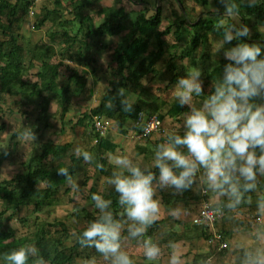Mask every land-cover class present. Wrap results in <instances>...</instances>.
Masks as SVG:
<instances>
[{"label":"clouds","instance_id":"9594fccd","mask_svg":"<svg viewBox=\"0 0 264 264\" xmlns=\"http://www.w3.org/2000/svg\"><path fill=\"white\" fill-rule=\"evenodd\" d=\"M243 2L251 8L259 0ZM224 3L222 16L230 20L211 52L215 56L223 49L228 62L223 65L222 75L213 82V90L204 93L200 67L177 78L173 95L179 105H187V110L153 146L150 162L135 154H110L114 166L106 183L119 194V209L113 207L112 197L102 190L92 193L94 218L85 221L82 230L74 233L81 247L94 248L108 264H136L125 246L133 238L141 245L144 257L149 260L161 257L159 238L145 236L149 227L161 218L160 189L173 193L186 189L211 193L212 200L207 206L223 215L225 210L238 211L252 204V193L264 185V55H261L264 45L240 40L250 34L246 23H236L241 17L240 3L238 0ZM234 39L239 42L225 47ZM119 92L123 109L131 112L138 98L123 87ZM107 106L112 107L111 100ZM18 135L28 143L36 138L30 126L23 125ZM75 154L85 161L95 159L92 151L81 146L75 148ZM96 167L103 168L104 164L96 161ZM155 168L159 169L158 174ZM57 170L73 190L79 189L69 167ZM257 204L264 212V197ZM186 211L175 206L168 209V215L179 218ZM235 231L239 233L240 228L237 226ZM241 241V252L234 264H264V220L255 224L253 233L242 235ZM169 247L173 249L169 264H182L175 244L169 242ZM33 256L36 257L33 264H47L35 244L3 253L0 264H29ZM82 264H100V260L92 255L84 258ZM201 264H211V258L203 259Z\"/></svg>","mask_w":264,"mask_h":264},{"label":"trees","instance_id":"16d2710c","mask_svg":"<svg viewBox=\"0 0 264 264\" xmlns=\"http://www.w3.org/2000/svg\"><path fill=\"white\" fill-rule=\"evenodd\" d=\"M193 1L199 6L207 4L206 0ZM213 1L214 6L220 9L222 0ZM94 2L97 4L98 0H53L52 7L42 6L39 12H31L34 29H40L46 23H49L50 27L47 29V40H41L33 48L26 49L20 43V23L29 15L33 0H0V62L2 63L0 94L22 97L25 100V105L37 107L40 114L44 115L43 117L47 116L50 97L60 107L62 119L66 112L75 105L72 103L74 102L73 98L86 90L88 75H92L96 79L97 74H95L92 64L94 59L91 57L87 59L83 54V50L88 48L87 40L115 35L120 37V42L112 55V60L117 65L115 74L119 77V82L110 83L108 88H105V94L102 95L101 104L89 110L88 113H83L77 119L76 125L82 126L86 121H91L92 124L93 118L104 114L119 120L120 124L121 120L126 118L135 122L139 112H144L146 115L155 114L162 122V115L157 113L158 108L152 109L149 104L140 100L135 103L133 110L128 112L123 109L121 99L115 97L113 93L122 86L142 98L149 99L141 81L145 76L154 73V69L152 62L143 58V55L148 51L150 45L156 49L152 56L154 59L160 57L165 51L171 52L176 48V46L166 47L162 40L170 33V29L159 30L161 7H157L154 14L148 19L145 18V11H143L135 21L130 22L127 20V12L122 7L97 9L98 6L95 5V9L89 10L87 7ZM113 2L116 5L120 4L122 0ZM238 2L242 20L245 17H250L257 24L264 26V0H259L255 7L251 8L247 7L243 0H238ZM98 18H101V22L95 25L94 21ZM204 22V20H199L189 25L190 39L185 46L184 55L195 53L209 32L223 35V27L216 28L212 22H205L207 25ZM179 35L180 29L178 28L173 33L174 39ZM240 40L264 45V34L255 31L252 37L242 36ZM238 42L234 39L230 45L233 46ZM261 55H264V52ZM174 58L175 55L170 53L166 67L167 70L175 72L177 66ZM66 60L67 62H64ZM70 60L73 61L74 66L70 64L72 63ZM25 61L28 62L26 66ZM227 62V60H221L216 67L202 76L204 81L210 84L207 93L213 90V82L216 81L217 76L222 75L223 65ZM29 69H37L34 81L25 77ZM61 75L64 76L63 82L59 81ZM180 75L182 74H174L171 82L176 81ZM57 84L61 85L55 90ZM109 100L112 101L111 108L107 106ZM186 110V106L179 105L175 100L170 104L166 115L174 118ZM23 114L26 113L23 112ZM61 122L62 125L65 124V122ZM44 126L46 128L48 124ZM5 128V122H1L0 136ZM32 129L35 133L40 132L35 125ZM95 138L99 143V148H103L102 145L106 141H103L98 133L95 134ZM68 151L67 144L59 146L49 141L42 142L38 152L28 159L24 172L16 174L10 179L0 180V202L3 204V209L0 210V258L3 253L25 244H35L39 249V255L47 260V264H73L74 259L79 256V250L83 247L80 246L77 238L71 246L64 245V240L69 237V232L62 221H55L52 224H46V226L39 225L31 240L25 237L20 238L18 244L14 246L8 243L13 238V233L5 230L3 224L8 211L15 214L22 208L32 207L33 212H39L59 202L58 192L66 186L67 181L57 168L69 167V171L74 177L82 158L70 155L68 164L59 163L55 166L50 165L49 160L60 159ZM5 155V152L0 153V165ZM99 161L104 164L103 159ZM100 169L103 171L102 168ZM154 171L158 174V170ZM94 192L92 190L88 197L92 205L91 196ZM106 196L112 197L113 207L118 210L116 194L109 193ZM84 218L87 220L88 216ZM47 226L55 228L56 237L49 234ZM81 230H77L76 233ZM201 232L208 239L206 231L201 230ZM35 258L34 256L30 257L32 260L29 261V264H33Z\"/></svg>","mask_w":264,"mask_h":264},{"label":"crops","instance_id":"0c3cea01","mask_svg":"<svg viewBox=\"0 0 264 264\" xmlns=\"http://www.w3.org/2000/svg\"><path fill=\"white\" fill-rule=\"evenodd\" d=\"M101 1L103 0H99L98 4H101ZM107 1L108 0H106V2ZM125 1L137 7L139 14L143 13V9H145L146 19L150 18L154 14L155 9L160 6L161 23L159 30L164 31L168 28L170 29V33L164 36L162 40H164L166 47L176 46L171 52L165 51L160 57L154 59L152 56L156 52V49L150 45L148 51L143 55V58H147L149 62H152L154 73L145 76L141 81L144 90L148 93L149 99L142 98L133 93V95L138 98L137 102L143 100L151 106L150 108H158L157 113L162 115V128L160 131L154 132L147 138L142 139L138 137V129L134 126L132 120L126 118L121 120L122 123L120 124L119 120L108 117L105 114L100 115V117H95L101 122L103 127L102 130L96 129L94 124L95 118H93L92 124L91 121H86L82 126L76 125L77 119L80 118L83 113H88L89 110L101 104V98L102 95L105 94V88H108L107 86L112 82H119V77L115 74L117 65L112 60V55L118 47L120 37L113 35L91 41L87 40L88 48L87 50H83V54L87 59L89 57L94 59L92 64L95 68V74H97L96 79H94L92 75H88L86 90L81 95L73 98L75 105L66 112L62 119L60 117L61 109L58 107L59 112L57 113L59 117L57 124L59 129L57 128L58 130H56V132H52L54 138H59L60 140L56 141L50 139L51 141L49 142L59 146L67 144L69 146V151L63 156L67 158H69L70 155L76 156L75 148L77 146L87 148L94 153L95 159L91 162L85 161L82 156L78 157L82 158V162L77 166L74 176V178L77 179L81 170L87 166L93 167L95 175L87 178V175L84 174L85 180L82 183L85 185L86 182L89 181L94 184L88 187V197L92 190L95 192L102 190L105 195L109 193L116 194V196L119 195L115 192L114 188L106 183V177L111 174V169L114 166L110 163V154H135L143 157L145 162H150L153 146L160 142L167 128L179 122L180 115L174 118H170L166 115L170 104L175 101L173 92L176 81L171 82L174 74L186 75L194 68L200 67L202 70L201 79L203 81L204 93L206 94L210 89V84L206 83L202 76L216 67L221 60H227L223 55V49L215 54V56L211 52V47L214 45L215 40L222 36L217 32H209L205 40L198 46L195 53L184 55L185 46L190 39V24L196 23L199 20H204L207 23L212 22L213 26L216 28H222L229 22V17L222 16L225 11L223 8L224 6L226 7L224 0L221 1L220 9L214 6L213 0H206L207 4L204 6L197 5L193 0H122V2L117 5H120L124 10L125 7L122 4H124ZM109 2L110 1H108V4ZM191 5L200 8L201 12L198 13V10H195V8L192 10ZM164 7L171 8L169 14L166 15ZM207 7L214 8L215 12H208L210 9L203 10V8ZM130 11L133 12L134 10L131 9L128 12ZM139 14H137V16ZM246 18L250 17H245V19ZM221 20L225 22L223 25L220 23ZM239 20L240 23H244V19L242 20L239 18ZM100 22L101 18H98L94 21V24L98 25ZM32 23V20L26 19L20 23V26H22L21 24L30 26ZM180 23L182 25H178ZM178 28L180 29V35L174 39L173 33ZM255 30L259 32L257 29ZM252 36L248 35V37ZM225 47H231L230 42L227 43ZM164 50H166V48H164ZM170 53L175 55L174 61L177 66L175 72L167 70L166 67ZM70 61L72 63H69L74 66L73 61ZM64 62H67V60ZM120 88H122V86ZM123 88L131 92L127 87ZM119 89L113 93L115 97L121 99ZM96 94H98L97 102L95 100ZM50 99L51 98H49V100ZM50 102L57 103L54 99H51ZM184 106L187 107V105ZM72 118H74L75 121H73L74 119ZM61 121L65 122V124L62 125ZM97 133L102 137L103 141H106V143L104 142L102 145L103 148H99L98 146L99 143H97L95 138V134ZM100 159L104 161L103 171L96 167V161ZM154 170L159 171L158 168ZM72 191L74 190L67 183L64 187V193L70 195L71 193L73 194ZM159 194L161 196V218L149 227L145 236L152 235L154 238H159L163 253L159 259L149 260L143 256L141 245L140 247L136 245L135 250L137 252L131 253L136 259V264H169V254L173 251V249L169 247V242L175 244V251L181 255L182 264H201V261L208 257L211 258V264H234V261H237L238 255L241 252L239 247L242 242L241 236H248L249 233H253L255 224L258 221L264 220V212L260 211L257 204V201L261 197H264V185H262L257 192L252 193V204L245 205L238 211L225 210L223 218L216 222L214 228L217 232L222 234L226 243L225 249H219L217 244H210L207 237L202 235L201 230L206 231L204 228L195 227L191 223L192 218L197 214L202 203L204 201L208 203L211 202V193L202 194L193 189H186L182 193H173L168 189H160ZM175 206H181L183 209H186V213L179 218H172L168 215V209ZM237 226L240 228L239 233L235 231ZM206 233L208 234V231H206Z\"/></svg>","mask_w":264,"mask_h":264},{"label":"rangeland","instance_id":"374dc122","mask_svg":"<svg viewBox=\"0 0 264 264\" xmlns=\"http://www.w3.org/2000/svg\"><path fill=\"white\" fill-rule=\"evenodd\" d=\"M99 1V0H98ZM108 1L109 4H108ZM101 1V4H92L87 8L90 10L94 6H98L97 9L103 8H114L118 9L120 5H115L113 0ZM136 1V0H135ZM139 1V0H138ZM53 0H33V5L29 15L26 17L27 20H34L31 12H39L42 6L52 7ZM110 5V6H108ZM125 7L126 12L129 10H134L133 12H128L127 20L133 22L137 19L138 8L130 5L127 1L122 4ZM191 9L198 10L200 13V8L191 5ZM95 9V8H94ZM210 9L208 12H215L214 8H203V10ZM225 9V6L224 8ZM166 15L169 14L171 8L164 7ZM145 11V9H143ZM206 12V11H204ZM146 15V11L144 13ZM25 19V20H26ZM96 20V19H95ZM252 18H246L243 20L250 28V36L254 35L255 29L264 34V26H261L254 22ZM205 23V22H204ZM236 23L241 24L240 20ZM207 25V23H205ZM20 26V43H22L26 49H31L33 45L41 40H47L46 34L49 24H44L40 29L32 28L33 23L29 25L21 24ZM254 29V30H253ZM252 32V33H251ZM28 62L25 61V66ZM2 68V63L0 62V69ZM37 69H29L28 73L25 74L27 79L34 81L35 73ZM64 76L61 75L59 81L63 82ZM61 84L55 86V90L60 87ZM97 95V96H96ZM95 95L96 102L98 101V94ZM50 98V97H49ZM53 101V100H52ZM73 103V102H72ZM25 100L20 96H11V95H1L0 94V123L5 122L6 128L0 136V153L5 152L6 155L3 157L2 163L0 165V180H6L12 178L16 174H20L25 171L28 159L36 154L39 150V146L44 141H51L50 139L59 141V138H54L53 132L58 130V106L57 103L50 102L48 99V112L47 116L40 114V111L37 107L25 105ZM75 104V102L73 103ZM23 112L26 114L24 115ZM55 116V117H53ZM74 119V118H72ZM75 121V119L73 120ZM45 124H48V128H45ZM30 126L33 128V125L37 126L40 132L35 133V141L28 143L25 139L18 135V132L21 130L22 126ZM58 128V129H57ZM53 131V132H52ZM15 133V134H14ZM59 163L68 164V158L62 157L59 159L49 160L50 165H57ZM88 177H93L95 174L93 172V167H85L77 176L79 183V189L72 191L70 195L64 193V188L58 192V203L44 208L39 212H33L32 207L22 208L20 211L12 214L11 211H8L5 215L4 228L7 231L13 233V238L8 242L12 246L18 244L20 238L32 239L34 232L37 227L41 224H52L55 221H62L68 228L69 237L64 240L65 246H71L75 242L77 230L84 227V222L94 218L96 209L91 204L90 199H88L87 191L88 187L94 185L89 181L83 185L85 180V175ZM96 186V185H95ZM78 191V192H77ZM83 208V209H82ZM3 209V204L0 202V210ZM88 216L86 220L84 217ZM46 228V227H45ZM49 234L53 237H56L55 228L47 226ZM132 244V245H131ZM136 245L140 247V244L133 238L132 240H127L125 242L126 249L130 253L137 252L135 250ZM79 256L74 259L73 264H82V260L86 257L92 255L97 256L100 260V264H108L107 261H103L99 253L96 252L94 248L83 247L79 250Z\"/></svg>","mask_w":264,"mask_h":264},{"label":"built area","instance_id":"2783aa9c","mask_svg":"<svg viewBox=\"0 0 264 264\" xmlns=\"http://www.w3.org/2000/svg\"><path fill=\"white\" fill-rule=\"evenodd\" d=\"M96 119V118H95ZM97 130H102L101 122L96 119L94 121ZM134 126L138 129V137L145 139L150 134L158 132L162 128V122L157 118V115H146L144 112H139ZM208 202L204 201L199 208L197 214L192 218L191 223L195 227L204 228L208 231V241L210 244H217L219 249H225L226 243L221 233L214 228L217 221L223 218L219 211L207 206Z\"/></svg>","mask_w":264,"mask_h":264}]
</instances>
